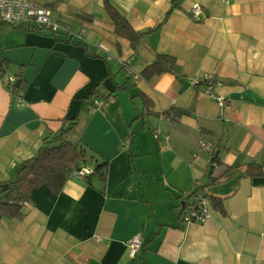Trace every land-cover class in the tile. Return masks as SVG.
<instances>
[{
	"label": "crops",
	"instance_id": "crops-1",
	"mask_svg": "<svg viewBox=\"0 0 264 264\" xmlns=\"http://www.w3.org/2000/svg\"><path fill=\"white\" fill-rule=\"evenodd\" d=\"M32 1L72 34L0 21L4 79L24 86L17 96L0 78V183L79 115L87 165L107 160L108 169L105 180L71 176L59 194L35 188L23 218H0V264H264V174L246 173L264 168V0H112L136 31L149 30L135 48L114 33L104 0ZM157 53L175 56V71L145 80ZM210 73L223 81L214 88L223 107L191 84ZM96 88L114 95L98 93L89 102L100 105L82 113ZM141 94L157 112L187 113L150 115ZM201 139L216 140L219 166ZM196 183L226 212L185 222L175 206Z\"/></svg>",
	"mask_w": 264,
	"mask_h": 264
},
{
	"label": "trees",
	"instance_id": "trees-1",
	"mask_svg": "<svg viewBox=\"0 0 264 264\" xmlns=\"http://www.w3.org/2000/svg\"><path fill=\"white\" fill-rule=\"evenodd\" d=\"M104 6L106 12L108 13L113 27L114 33L117 36H122L128 38L135 48L141 41V39L149 32H138L136 31L128 21V19L114 6L112 0H104ZM79 17H88L85 15H78ZM11 62L5 58L0 53V78L4 79L6 74L10 70ZM176 68V58L175 56L169 54L157 53L155 60L147 65L141 72V76L145 80H150L156 75H160L166 72H174ZM23 84L20 82H12L7 84V88L14 95L21 96ZM100 94L103 99H106L112 95L111 92L101 91V89L96 88L94 92L84 100L81 112H90L91 109L97 107L94 102L90 103L89 100L95 97V95ZM143 98L145 107L147 109L146 113L150 115H160L164 114L169 121H174L175 119L181 117L187 111L173 108L174 114L169 111L157 112L153 108V102L145 94H141ZM81 117L76 116L71 120L70 124L61 130V132L55 135L53 138L50 136L45 139L39 150L30 158L21 162L11 178L6 182L0 183V218L7 217L10 219L16 218L21 219L24 217V207L27 203L32 200V192L35 188L43 185H47L50 190L59 194L64 188L67 180L72 176V172L75 169L87 165L88 161H94L93 157L89 156L88 148L82 139H75V135L78 134L79 124ZM203 141H212L213 147L212 151V165L219 166L221 164L219 157V152L217 153L218 143L214 139H201ZM219 151V150H218ZM108 169V161L101 160L97 161L96 165L93 166V173L98 174L102 179H106ZM232 170L231 166L223 167L222 171L216 176L211 177L212 181H217L223 178ZM246 173L249 175L264 174V168L258 164H248ZM4 184L6 186L4 187ZM204 192L206 195L210 196L212 201L213 209L219 210L223 213L226 212L224 199L217 196H211L205 187L196 183L192 190L186 192L184 197L191 196L196 192ZM177 205L175 206L176 209Z\"/></svg>",
	"mask_w": 264,
	"mask_h": 264
},
{
	"label": "built area",
	"instance_id": "built-area-1",
	"mask_svg": "<svg viewBox=\"0 0 264 264\" xmlns=\"http://www.w3.org/2000/svg\"><path fill=\"white\" fill-rule=\"evenodd\" d=\"M225 3H230L232 0H222ZM191 15L195 20H202L201 6L194 4L191 8ZM53 11L50 7L36 4L32 0H0V21L11 25H29L39 30H52L53 32L66 31L72 34L71 30L65 28L64 24L59 20H52ZM85 29L81 30L84 33ZM5 84L14 82L13 77L4 79ZM193 86L204 84L203 92L209 97L215 99L221 107L226 104V97L217 93L215 86H222L223 81L214 76V74H206L203 77L194 78L191 80ZM102 100L96 99L94 103L96 106L100 105ZM157 139L162 138L163 131L156 128L153 131ZM165 140H169V136L164 134ZM212 141L200 140V147L212 151ZM93 173V168L84 165L72 172V176L83 178ZM177 214L183 218L187 223H204L213 215V207L210 196L204 192H196L195 194L183 197V201L179 202L176 207ZM129 255L135 258L142 245V236L139 233L134 234L128 240Z\"/></svg>",
	"mask_w": 264,
	"mask_h": 264
},
{
	"label": "rangeland",
	"instance_id": "rangeland-1",
	"mask_svg": "<svg viewBox=\"0 0 264 264\" xmlns=\"http://www.w3.org/2000/svg\"><path fill=\"white\" fill-rule=\"evenodd\" d=\"M151 135H152V137L154 138V139H156L157 140V138L154 136V134H152V132H151ZM76 136V135H75Z\"/></svg>",
	"mask_w": 264,
	"mask_h": 264
},
{
	"label": "water",
	"instance_id": "water-1",
	"mask_svg": "<svg viewBox=\"0 0 264 264\" xmlns=\"http://www.w3.org/2000/svg\"><path fill=\"white\" fill-rule=\"evenodd\" d=\"M219 151H217V153H218ZM6 186V184H4V187Z\"/></svg>",
	"mask_w": 264,
	"mask_h": 264
}]
</instances>
